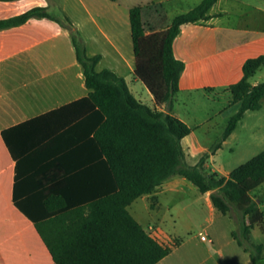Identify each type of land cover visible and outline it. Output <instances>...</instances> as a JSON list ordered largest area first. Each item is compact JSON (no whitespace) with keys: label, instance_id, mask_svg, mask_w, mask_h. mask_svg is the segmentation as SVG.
<instances>
[{"label":"trees","instance_id":"trees-1","mask_svg":"<svg viewBox=\"0 0 264 264\" xmlns=\"http://www.w3.org/2000/svg\"><path fill=\"white\" fill-rule=\"evenodd\" d=\"M216 1L202 0L172 19L161 2L131 7L134 74L153 94L155 106L138 98L114 70L97 69L101 55L87 53L69 17L34 6L0 19V28L21 24L33 16L56 19L68 28L90 88L86 96L2 131L16 160V205L34 217L19 199L21 166L34 169L25 188H43L47 214L34 222L54 264H155L173 245L153 237L128 205L173 175L185 176L203 193L211 191L214 206L235 219L232 235L249 252L252 264H264L263 244L251 239L252 229L264 220V210L251 195L264 182V149L228 175L208 170L209 152L189 164L181 140L192 127L160 108L164 103L171 108L185 68L184 60L174 53V39L182 24L209 18ZM263 66L264 54L248 58L243 64L244 76L228 87L239 108L212 151L221 147L247 110L262 106L264 81L253 83L251 78ZM63 184L84 188L73 190L75 199L69 205L53 208ZM234 205L239 215L233 214Z\"/></svg>","mask_w":264,"mask_h":264},{"label":"crops","instance_id":"crops-1","mask_svg":"<svg viewBox=\"0 0 264 264\" xmlns=\"http://www.w3.org/2000/svg\"><path fill=\"white\" fill-rule=\"evenodd\" d=\"M153 1L163 3L172 19L202 0H0V19L19 15L34 6H44L50 12L69 17L87 53L101 55L97 69L114 70L125 78L132 92L140 98L136 94L139 91L135 83L139 79L134 74L130 9L136 4ZM209 14V18L182 24L174 39V53L184 60L185 68L171 108L165 103L160 107L192 127V131L181 140L189 164L197 163L208 152L209 158L215 162L216 154L236 129L222 142L221 147L212 151V141L198 131L205 120L198 123L190 119L189 111L182 107L185 98L195 93L231 92L228 87L244 76V62L250 57L264 54V0H217ZM125 68L130 73H124ZM257 72L251 78L253 83L260 82L254 79ZM146 91L153 102L151 106H155L153 94L148 88ZM89 92L71 32L56 19L33 16L21 24L0 28V264L55 263L34 222L47 214L43 188H25L27 177L33 174L34 169L28 170L26 164L21 166L17 180L19 199L34 217L16 205V160L3 139L2 131L86 96ZM206 165L209 166L208 161ZM213 166L217 172L220 170L216 163ZM229 172L220 174L228 175ZM59 188L62 193L53 200V208L72 203L75 199L73 190L81 191L84 187L71 188L63 184ZM187 192H193V203H200L209 213L206 226L211 235L204 239L209 243L207 249L210 255L216 249H223L216 263L204 262L203 247L186 246L185 240L165 231L159 219L152 221L139 207L140 200H151L146 205V212L151 213L163 204L162 200L167 194ZM251 195L261 208V199ZM196 206L199 208L198 204ZM128 209L159 242L173 245L172 250L155 264H252L249 252L232 235L234 227L224 222L214 224L220 218V211L213 204L211 191L201 192L185 176L169 177L153 192L136 198ZM152 226L154 229L150 228ZM256 226H261L264 231V220ZM254 242L262 243L264 248V240Z\"/></svg>","mask_w":264,"mask_h":264},{"label":"rangeland","instance_id":"rangeland-1","mask_svg":"<svg viewBox=\"0 0 264 264\" xmlns=\"http://www.w3.org/2000/svg\"><path fill=\"white\" fill-rule=\"evenodd\" d=\"M184 7H187L185 5ZM175 15V14H172ZM105 65V63H102ZM105 67V66H102ZM124 73H130L127 68ZM133 76V73H131ZM255 80L264 81V67L260 69L254 76ZM134 84V83H133ZM136 89L139 92L136 94L142 101L149 105H153L152 100L147 96V87L141 81H137ZM189 111L190 119L193 122L205 120L199 127L198 131L203 136H207L213 143V148L221 142L223 133L227 127L230 117L238 110L239 105L233 101V95L229 91H224L219 94H198L195 93L191 97H186L182 106ZM205 138V137H204ZM223 142V141H222ZM264 149V98L262 99V106L256 110H247L244 117L239 121L234 135L229 138L226 143H223L222 148L218 151L215 157V162L209 158L207 166L208 170L214 167V163L220 167L218 173H226L231 171L238 165L247 161L254 155L258 154ZM215 151V150H214ZM261 199V208L264 210V182L255 188L252 192ZM201 194V193H199ZM195 195L193 192L174 194L170 193L162 200V205L151 213H147L146 205L151 200H140V209L152 221L159 219L163 229L168 233L173 234L187 242L186 246L202 248V259L204 262H217L220 259V253L223 249H216L210 255L208 251V240L202 239V233L209 237L210 230L207 228V216L209 213L206 208L200 203H193ZM201 200V199H200ZM178 203L175 205L174 203ZM175 206H172V205ZM199 205V208L196 205ZM186 205V206H184ZM188 205V206H187ZM184 206V207H183ZM232 212L234 215H239L240 211L234 205ZM218 223H229L235 228V219L229 214L218 213ZM233 228V229H234ZM201 231V232H200ZM264 240V231L261 226H256L253 229V241Z\"/></svg>","mask_w":264,"mask_h":264},{"label":"built area","instance_id":"built-area-1","mask_svg":"<svg viewBox=\"0 0 264 264\" xmlns=\"http://www.w3.org/2000/svg\"><path fill=\"white\" fill-rule=\"evenodd\" d=\"M211 171H216V170H215V168H214V167H212ZM150 228L154 229V227H153V226H152V227H150ZM202 238H203V239H208V237H207V236H206L204 233H202Z\"/></svg>","mask_w":264,"mask_h":264}]
</instances>
